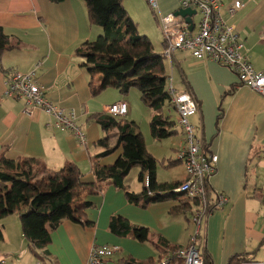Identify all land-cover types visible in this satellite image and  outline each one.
<instances>
[{
	"label": "crops",
	"instance_id": "0c3cea01",
	"mask_svg": "<svg viewBox=\"0 0 264 264\" xmlns=\"http://www.w3.org/2000/svg\"><path fill=\"white\" fill-rule=\"evenodd\" d=\"M219 1L221 16L226 25L234 27L253 69L264 71V40L260 39L264 33V0ZM234 1H239L242 7L230 15L227 7ZM176 7L177 0H164L160 4L161 14L170 13ZM0 32L13 45L17 44L0 54V162L1 159L34 158L54 171L73 163L82 172L81 182L92 183L91 158L103 150L102 144H114L118 128L101 131L91 116L103 114L105 107L112 103L129 104V101L132 105L128 106L126 117L129 114L130 121L137 125L136 115L143 113V118L150 119L147 99L138 93L140 96L135 95L134 100H127L126 96L109 87L94 94L93 90L103 85L104 77L97 74L91 78L81 66L82 60L76 50L93 42L102 34V29L90 24L82 0L59 3L0 0ZM162 45L161 40V47L156 52L161 53ZM165 69L168 75L171 72L178 76L174 91H187L197 104V112L190 118V123L204 148L218 158L214 174L207 179L208 201L214 206L217 196L222 195L225 204L214 208L196 227L191 222L193 210L177 211L182 197L167 195L161 202L142 209L128 202L122 191L108 184L102 192L85 194L72 203L74 210L83 203L89 204L82 216L89 225L64 220L50 234V244L41 261L33 258L28 242L17 231L18 215L5 218L9 219L7 226L11 224L15 235L11 239L6 224H1V260L14 257L16 264H89L93 247L111 245L119 247L120 251L105 264H125L124 259L156 263L163 251L162 241L171 247H185L197 231L195 246L210 264H227L235 255H246L249 260L264 263V209L255 194L264 183V96L241 84L227 68L209 60H196L189 52L174 53L172 60H165ZM30 72L34 73L47 101L76 112V124L87 140L84 148L76 146L71 133L51 127L50 118L43 112L32 110L31 114H26L23 98L5 96L9 78ZM135 100L140 104L135 106ZM176 118L175 115L174 120ZM182 140L184 142L183 135ZM141 141L161 168L169 170L176 166L178 149L165 146L164 140L155 144L146 137L143 139L142 135ZM183 142L180 141L177 148L183 146ZM120 155L121 151L117 150L100 159L99 164L111 165ZM181 168L184 171L182 163ZM7 170L4 168L5 172ZM184 178L185 173L179 178L159 180L156 167L158 182L179 184ZM127 184L132 191L141 189L140 183L135 187ZM112 216H120L146 228L148 241L139 243L132 233L123 238L115 236L109 229ZM159 240L162 241L158 245ZM23 249H26V257L22 254ZM177 263V260L173 262ZM11 264H15L14 261Z\"/></svg>",
	"mask_w": 264,
	"mask_h": 264
},
{
	"label": "trees",
	"instance_id": "16d2710c",
	"mask_svg": "<svg viewBox=\"0 0 264 264\" xmlns=\"http://www.w3.org/2000/svg\"><path fill=\"white\" fill-rule=\"evenodd\" d=\"M48 1L59 3L64 0ZM82 1L87 8L90 24L102 29V34L93 42H87L83 48L76 50V55L82 60L81 66L91 78L97 74L104 77L103 85L95 88L94 94L108 87L117 90L122 96L137 90L143 98L147 99L151 110L149 131L152 139L161 142L175 136L176 120L170 113V111L175 113V109L168 90L169 76L166 73V59L162 56V51L156 52L149 39L138 33L137 24L125 11L122 0ZM15 47L17 44L13 45L9 38L0 32V54ZM232 92L233 89L229 91L230 94ZM91 117L96 120L101 131L108 132L118 128L114 144L111 146L102 144L103 150L91 158L90 172L94 178L92 183L81 182L82 172L73 163H68L54 171L34 158L14 161L1 159L0 221L11 215H18L22 236L28 242L31 254L37 261H41L46 256L50 234L64 220H72L83 226L89 225L87 221L82 220L84 210L89 207L88 203H83L75 210L72 209V203L85 194L100 193L106 185L110 184L122 191L128 202L144 209L171 195V189L178 184L161 183L156 180L158 162L146 151L141 141L139 128L134 122L105 113ZM117 150L121 151V155L113 164L108 166L99 164L100 159L112 155ZM4 168L8 169L7 172ZM134 169H138L137 181L141 185L138 191H132L127 184V177ZM146 178H148L147 188L144 185ZM206 193L207 207L202 219L207 217L214 208H219L216 207V203L214 206L209 204L207 184ZM174 195L184 198L179 202L180 209L177 211L181 210L184 213L194 211L192 213L194 216L201 208L196 198L184 197L185 195L182 194ZM194 206L196 209H193ZM193 225L197 226L194 223ZM109 229L120 238L132 233L133 239L137 242L148 241L149 232L146 228L135 225L120 216L110 218ZM196 238L197 236H195V242ZM0 240H2L1 224ZM160 241L162 240L158 241V245ZM162 246L160 260L156 263L178 248L171 247L164 241ZM246 257V255H235L227 264L254 262ZM203 259L204 264H210L205 255ZM123 261L125 264H155L152 261L143 263L129 259ZM173 262L171 261L170 264Z\"/></svg>",
	"mask_w": 264,
	"mask_h": 264
},
{
	"label": "built area",
	"instance_id": "2783aa9c",
	"mask_svg": "<svg viewBox=\"0 0 264 264\" xmlns=\"http://www.w3.org/2000/svg\"><path fill=\"white\" fill-rule=\"evenodd\" d=\"M162 1L164 0H145L148 7L158 15L157 22L164 45L162 56L166 60H171L173 54L178 51L189 52L196 60H209L227 68L237 76L241 84L264 96V71L253 69L234 27L226 25L221 16L219 0H177L175 10L167 14H161ZM241 7L242 4L239 1H234L227 7V12L232 15ZM183 9L195 11V14L189 17L190 24L185 22L186 17L175 14ZM197 15L200 17L195 22L194 18ZM189 27L192 29L189 30ZM260 39L264 40V33L261 34ZM171 82L169 78L168 90L177 116L176 125L181 129L185 141V146L178 151V159L183 165L185 178L171 189L170 194H182L185 195L184 197L199 200L201 208L192 216V223L199 227V221L207 207V179L214 174L218 158L204 149L202 141L196 137L195 128L190 123V118L197 112L196 102L187 91L175 92ZM4 94L13 99L23 98L26 114H31L32 110L43 112L50 118L51 127L61 132H69L74 136L78 148H84L87 145L84 131L76 124V112L59 108L47 101L43 96V90L37 85L33 72L14 74L7 80ZM127 112L128 104L122 101L112 103L104 109L106 115L115 118H124ZM144 185L148 187V178L145 179ZM255 194L264 209V183L256 189ZM225 202V198L218 195L216 207L221 208ZM196 234L197 231L187 246L177 248L155 264H170L171 261L176 260L181 264H204L202 254L195 247ZM119 251V247L111 245L93 247L88 262L89 264H105L108 258ZM0 264H3L2 260ZM242 264L263 263L244 262Z\"/></svg>",
	"mask_w": 264,
	"mask_h": 264
},
{
	"label": "rangeland",
	"instance_id": "374dc122",
	"mask_svg": "<svg viewBox=\"0 0 264 264\" xmlns=\"http://www.w3.org/2000/svg\"><path fill=\"white\" fill-rule=\"evenodd\" d=\"M122 6L124 7L125 11L127 12V14L129 15V17L134 21V23L137 24V29H138V33L142 36H145L149 39L150 43L152 44V46L154 47L155 51H159L160 47H161V40H162V35L157 23V13L153 12L148 5L146 4V2L144 0H122ZM199 15L195 16L194 20L195 22L199 19ZM163 50V49H162ZM170 74L168 75L169 78L171 76L172 78V85H173V90H175V84L179 82L178 76L177 74H173L171 72H169ZM140 96L138 95V92L135 90H132L128 95H126V99L127 100H131V99H135L136 96ZM138 101L141 103V98L138 97ZM138 101L135 100V106L140 104L138 103ZM128 106L132 105V103H130L128 101ZM142 104V103H141ZM142 106V105H141ZM173 119L175 118V115L173 113V111H170ZM136 115V114H134ZM126 117V115L124 116V118ZM129 114L127 115V117L125 118V120L130 121L131 118H129ZM136 122L137 125L139 127L140 133L144 139V137H146L147 140H153V142H155V144H160L159 142L155 141L154 139H152L151 135H150V131H149V120L147 121V118H143V113L136 115ZM176 130V135L172 136L170 138L164 139V142L162 144H164L165 146L170 145V148H175V149H180L181 147L185 146V141L183 142L182 140V133H181V129L176 126L175 128ZM110 135V134H109ZM184 138V137H183ZM180 141L183 142V146L178 147ZM146 146L147 149H151L149 147V144L147 142ZM155 146H159V145H155ZM160 152L158 153V159L161 158V149H159ZM172 151V150H171ZM172 152H170L171 154ZM176 153V152H175ZM175 153L173 154L174 158H176ZM160 164H158L157 166V173H158V179L159 180H165V179H172V178H179L182 174L184 175V171L181 168V163L175 162V167H170L169 170H165V168H161L159 166ZM127 181L128 183L132 186L135 187L136 185H138L137 183V170L134 169L130 172V174L127 177ZM7 218V217H6ZM9 219H3L0 221V224H6L7 226V221ZM19 228V229H18ZM17 231L19 230L21 232L20 229V223L18 225ZM6 231H8L9 237L11 239L14 238L15 232L12 229V226L10 223H8V226L6 228ZM18 231V232H19ZM22 254H24V256L26 257V249H23ZM6 261V263H5ZM4 261L5 264H11V261H14V263H17V260L15 262L14 257L12 258H6Z\"/></svg>",
	"mask_w": 264,
	"mask_h": 264
},
{
	"label": "water",
	"instance_id": "95a60500",
	"mask_svg": "<svg viewBox=\"0 0 264 264\" xmlns=\"http://www.w3.org/2000/svg\"><path fill=\"white\" fill-rule=\"evenodd\" d=\"M175 14H178V15H181V16H183V17H186V20H185V22L187 23V24H190V16L191 15H194L195 14V11H193V10H190V9H183V10H178L177 12H175ZM192 28L191 27H189V30H191Z\"/></svg>",
	"mask_w": 264,
	"mask_h": 264
}]
</instances>
